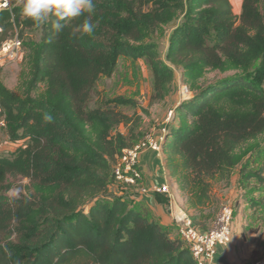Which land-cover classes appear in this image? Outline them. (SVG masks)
Returning a JSON list of instances; mask_svg holds the SVG:
<instances>
[{
    "label": "trees",
    "instance_id": "16d2710c",
    "mask_svg": "<svg viewBox=\"0 0 264 264\" xmlns=\"http://www.w3.org/2000/svg\"><path fill=\"white\" fill-rule=\"evenodd\" d=\"M187 2L188 16L170 37L166 59L182 70L193 97L177 103L172 121L164 126L161 148L167 169L189 206L210 207L213 216L215 184L229 185L240 167L239 182L253 180L260 192L256 200L249 199L250 208L264 213V165L254 171L247 166L250 156L264 153V0H243L239 14L233 12V0ZM94 4L92 34L73 36L72 28L84 19L80 17L51 42L50 23L41 25L37 44L23 41V31L36 26L20 15L21 3L12 1L0 9V48L15 37L21 40L26 71L19 95L0 81V109L10 125L29 130L38 140L29 167L39 181L50 180L56 187L37 203L38 209L13 202L18 208L14 218L7 197L0 194V264H197L180 238L171 237L140 207L107 194L117 157L137 141L127 146L116 133L105 143L109 121L119 124L121 117L85 114L96 81L112 74L120 56L145 58L154 91L161 98L169 94L174 71L151 39L183 3ZM198 7L205 9L195 12ZM256 62L260 64L254 73L244 69ZM231 66L245 71L199 85L206 69L221 72ZM40 85L47 87L48 98L66 101L65 108L35 98ZM45 113L51 122L44 121ZM82 125L95 129V145L82 136ZM60 147L73 158L65 160ZM11 220L16 225L14 244L9 243L8 228L2 227ZM192 221L199 229V221Z\"/></svg>",
    "mask_w": 264,
    "mask_h": 264
},
{
    "label": "rangeland",
    "instance_id": "374dc122",
    "mask_svg": "<svg viewBox=\"0 0 264 264\" xmlns=\"http://www.w3.org/2000/svg\"><path fill=\"white\" fill-rule=\"evenodd\" d=\"M12 1L15 2V5L21 3V0H0V9L11 6ZM242 1L233 0L232 9L235 14L240 13ZM180 2L183 3V8L174 13V17L168 23L162 24L158 33H155L151 39L156 46L160 58L174 71V80L170 92L166 97L161 98L154 91L153 75L145 58L134 61L120 56L117 59L112 74L108 77L101 76L96 81L91 99L85 108V114L94 115L98 111L105 115L108 113L111 117L119 115L121 117L120 119H122V122L119 124L109 121V125H112V127L108 130L107 136L104 139L105 143L114 139L116 133L122 135L124 143L127 146L142 139L147 134H152L153 137H160L165 124L173 119L172 116L167 122L169 113L174 110V106L177 103L186 101L185 99L188 100L193 97V94L189 90L188 93L182 92L184 86H186L184 84L182 70L176 68L166 59L170 37L188 16L186 14L189 11L187 0H178V3ZM199 9L203 10L205 7H198L194 11L197 12ZM41 39V27L27 28L23 31L24 42L37 44ZM145 41L148 42L149 39ZM17 52V56L13 59L8 58L1 62L0 81L12 93L19 95L21 92L20 84L26 76V71L22 66L24 49L21 45ZM259 64L260 62H256L250 68L244 69L250 73H254L259 68ZM244 69L234 66L228 67L221 72L206 69L207 71L198 79V83L199 85L211 83L241 73L245 71ZM262 87L264 89V80ZM47 91L46 86L40 85L34 97L47 99ZM48 100L52 104L60 103L56 98L53 99L50 97ZM60 105L64 109L66 101H61ZM81 127H83L81 128L82 136L89 143L95 145V129L89 125H82ZM36 143H38V140L29 130L10 125L0 109V162H3L1 163L2 165L0 164V194L4 193L7 197L12 218H14L16 210L18 209L14 204L15 202H20L33 209H38L37 203L42 199H48L56 188L50 183V180L39 181L29 167L31 166L33 157L32 153L37 147ZM59 149L65 160L73 158L69 152L65 151V148L60 147ZM250 160L251 162L247 166L250 170L254 171L261 165H264V153L257 157L255 155L250 156ZM26 171H28V174H25ZM239 172L240 167H237L233 171L229 185L226 186L223 183L215 184L214 192L217 210L213 216V209L210 207H204L200 210L190 207L186 193H180L179 205L182 206L181 209L191 219L196 218L200 223L199 229L205 231L211 228L221 207L225 204H231L234 209L233 223H238L242 227L243 238L245 239L247 237L249 241L253 239L254 242L252 243L257 241L258 249L264 252V213L254 211L250 208L249 204V199L256 200L260 192L253 180L240 183ZM113 182L112 180L109 186H112ZM6 186L9 187L8 191H5ZM119 186L121 187V185ZM112 189L110 191L108 189L107 194L113 198L111 193ZM3 226L8 228L7 234H10L9 243H17L16 225L13 220L10 221L9 225L5 223Z\"/></svg>",
    "mask_w": 264,
    "mask_h": 264
},
{
    "label": "built area",
    "instance_id": "2783aa9c",
    "mask_svg": "<svg viewBox=\"0 0 264 264\" xmlns=\"http://www.w3.org/2000/svg\"><path fill=\"white\" fill-rule=\"evenodd\" d=\"M20 45L21 43L16 37L5 42L0 48V64L4 59L16 57ZM182 92L188 93L186 86ZM172 116H174V110L170 111L167 122ZM164 133L165 128L162 129L160 137L147 134L135 144L123 149L112 168L113 181L121 187L139 185L142 180V174L138 168L140 155L146 150L160 153ZM140 190L142 194L147 193L146 189ZM152 192L167 196L169 200L167 208L173 217L179 238L185 243L197 264L212 261L217 248H225L231 242L234 218V209L231 204L223 205L211 228L202 231L195 226L187 213L174 204L173 195L168 185L155 186L152 188ZM243 264H264V252L258 259Z\"/></svg>",
    "mask_w": 264,
    "mask_h": 264
},
{
    "label": "crops",
    "instance_id": "0c3cea01",
    "mask_svg": "<svg viewBox=\"0 0 264 264\" xmlns=\"http://www.w3.org/2000/svg\"><path fill=\"white\" fill-rule=\"evenodd\" d=\"M161 142V147H162ZM162 150V148H161ZM138 168L142 174V180L136 187H120L115 182L111 188L112 196L122 198L130 207H140L144 210L149 218L156 223L166 228L171 237H178L177 227L173 217L167 208L169 200L166 195L152 192L155 186L168 185L173 195V202L176 206L179 205L180 190L174 178H172L167 169L166 156L161 153H156L151 150L144 151L139 158ZM146 189L147 193L142 194L140 189ZM237 220V218H236ZM242 227L238 223L232 225V237L230 244L225 247H218L216 255L212 261L204 264H243L248 261L258 259L263 253L258 249L256 241H249L242 236Z\"/></svg>",
    "mask_w": 264,
    "mask_h": 264
},
{
    "label": "clouds",
    "instance_id": "9594fccd",
    "mask_svg": "<svg viewBox=\"0 0 264 264\" xmlns=\"http://www.w3.org/2000/svg\"><path fill=\"white\" fill-rule=\"evenodd\" d=\"M95 11L94 0H21L20 15L31 20L36 27L51 25L49 41H54L69 21L80 17L84 19L72 28V34H92L96 25L91 20ZM87 14V15H86ZM45 122L52 116L45 113Z\"/></svg>",
    "mask_w": 264,
    "mask_h": 264
},
{
    "label": "water",
    "instance_id": "95a60500",
    "mask_svg": "<svg viewBox=\"0 0 264 264\" xmlns=\"http://www.w3.org/2000/svg\"><path fill=\"white\" fill-rule=\"evenodd\" d=\"M185 100H187V99H185Z\"/></svg>",
    "mask_w": 264,
    "mask_h": 264
}]
</instances>
